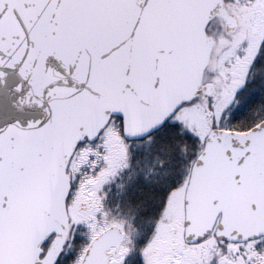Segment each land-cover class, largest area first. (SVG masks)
<instances>
[{"label":"snow or ice","instance_id":"obj_1","mask_svg":"<svg viewBox=\"0 0 264 264\" xmlns=\"http://www.w3.org/2000/svg\"><path fill=\"white\" fill-rule=\"evenodd\" d=\"M0 264H264V0H0Z\"/></svg>","mask_w":264,"mask_h":264}]
</instances>
